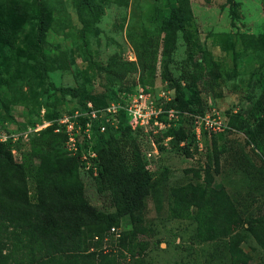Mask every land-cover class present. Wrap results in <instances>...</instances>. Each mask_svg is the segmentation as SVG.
Instances as JSON below:
<instances>
[{
	"label": "rangeland",
	"instance_id": "374dc122",
	"mask_svg": "<svg viewBox=\"0 0 264 264\" xmlns=\"http://www.w3.org/2000/svg\"><path fill=\"white\" fill-rule=\"evenodd\" d=\"M26 1L35 11L38 0ZM46 1L49 11H58L40 47L48 59L27 63L26 47H15L14 57L0 47V141L11 145L15 162L25 158L37 168L43 160L54 166L75 157L87 202L113 216L123 231L126 219L118 217L109 196L98 191L97 167L87 158L84 134V123L90 122L92 146L106 137L98 126L110 103L131 101L138 88L146 87L160 106L157 126L151 123L147 130L135 131L154 196L160 200L171 187L187 183L190 170L209 159L214 163V140L216 148L226 152L246 146L243 128L253 124L252 104L264 89V0ZM173 11L181 14L183 26L175 33L173 52L165 56L162 30ZM143 49L149 51L144 70L137 62ZM210 63L219 73L213 83L208 78ZM165 69L179 85L177 104L175 88L164 80ZM90 107L98 119L89 118ZM66 118L73 122L77 150L69 151L57 137L37 156L34 142L45 136L47 127L60 134V122ZM222 179L223 174L215 175L214 185L220 186ZM166 208L163 201L156 213L148 202L147 226L153 232L146 234L147 262L204 264L202 247L190 241L194 223L169 219ZM241 247L250 257L248 264H264V254L251 237Z\"/></svg>",
	"mask_w": 264,
	"mask_h": 264
},
{
	"label": "trees",
	"instance_id": "16d2710c",
	"mask_svg": "<svg viewBox=\"0 0 264 264\" xmlns=\"http://www.w3.org/2000/svg\"><path fill=\"white\" fill-rule=\"evenodd\" d=\"M35 4L34 11L26 0H0V47L12 57L17 56L12 53L18 51L15 47H26L27 63L48 59L40 47L51 30L53 13L58 12L49 11L46 0ZM178 14L173 11L164 23L165 56L173 52L175 33L182 30ZM147 54L146 49L137 53L142 70ZM208 65L213 83L219 73L214 63ZM164 80L175 88L174 102L179 103V85L166 69ZM251 114L253 124L244 125L243 132L246 146L252 148L226 152L217 149L214 140V163L209 159L200 169L190 170L191 179L171 187L162 200L153 193L151 173L137 142L139 130L121 115L116 128L107 127L106 137L92 149L98 191L109 196L116 215L128 223L116 240L109 235L111 227H118L116 219L87 202L75 157L54 166L43 160L33 168L25 158L15 162L11 145L0 141V264H149L145 258L146 234L153 232L146 219L149 200L156 213L164 201L169 219L194 223L190 241L202 247L204 264H248L250 257L241 245L250 237L264 254V89ZM51 129L47 127L45 136L32 145L39 157L50 140L67 139L63 131L54 134ZM185 153L190 155L188 150ZM220 174L222 183L215 186V175Z\"/></svg>",
	"mask_w": 264,
	"mask_h": 264
},
{
	"label": "built area",
	"instance_id": "2783aa9c",
	"mask_svg": "<svg viewBox=\"0 0 264 264\" xmlns=\"http://www.w3.org/2000/svg\"><path fill=\"white\" fill-rule=\"evenodd\" d=\"M124 113L127 116L128 124L136 130L145 131L152 124L157 126L156 122L159 114L161 113L160 106L155 103L153 97L145 88H138L134 98L131 101L123 100L110 103L104 108V116H101V121L98 128L103 133L107 127L116 128L120 114ZM172 111H169V115H172ZM90 119H98L96 111L90 107L89 111ZM63 127V132L66 133L67 139L65 141L69 151L75 152L77 150V137L73 122L69 119H62L60 122ZM206 125L212 126V123L206 119ZM90 122L84 123V134L87 142V158L89 161H94L96 158L95 152L92 150V144L90 142ZM150 154H147L149 156ZM121 230L119 227H111L109 229V235L114 239H118Z\"/></svg>",
	"mask_w": 264,
	"mask_h": 264
}]
</instances>
